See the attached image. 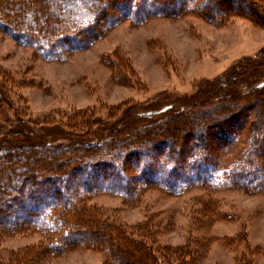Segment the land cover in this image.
<instances>
[{
	"label": "rangeland",
	"instance_id": "374dc122",
	"mask_svg": "<svg viewBox=\"0 0 264 264\" xmlns=\"http://www.w3.org/2000/svg\"><path fill=\"white\" fill-rule=\"evenodd\" d=\"M261 4L263 18L235 12L220 22L194 12L140 23L119 12L92 42L43 56L0 20V163L18 146L63 165L85 148L95 154L65 172L27 166L36 183L50 181L36 187L44 225L58 209L77 205L153 248L158 264H264V147L254 143L250 122L237 124L251 103L229 101L264 87ZM83 12L67 16L69 23L85 19ZM215 107L238 114L218 127L216 119L204 121L207 114H190ZM111 230L102 231L98 246L84 233L77 237L84 242L66 252L42 255L43 233L0 229V259L117 264L111 251L121 243Z\"/></svg>",
	"mask_w": 264,
	"mask_h": 264
},
{
	"label": "trees",
	"instance_id": "16d2710c",
	"mask_svg": "<svg viewBox=\"0 0 264 264\" xmlns=\"http://www.w3.org/2000/svg\"><path fill=\"white\" fill-rule=\"evenodd\" d=\"M235 1L236 4H233L231 0H0V20L3 21L4 29L8 34L23 44L36 49L43 56V54L53 55L57 49L59 50L63 46L92 42L96 37L102 36V31H104L106 24H110L108 27L110 28L114 23L118 22L116 16L119 12H123L126 18H132L133 21L140 23L156 17H166L174 14L186 15L194 12L203 14L211 22H220L224 17H228L235 12L246 13L248 14L247 16L262 17L263 9L260 3H264V0ZM80 8L85 10L81 15L88 18L91 22H88L86 18L79 17L77 21H73L70 24L67 16H72V13H75L77 9L80 11ZM228 91L229 95H234L233 93H235L233 88ZM229 101L234 107L238 106L237 104H242L243 101L251 103L243 107L241 112L244 111L245 114L249 111V114L245 115L244 119L242 118L237 124L245 127L250 122L253 125L254 143L259 148L264 147V87L256 88L245 96L232 97ZM2 102H4V99L0 93V114L3 113ZM235 111L233 112V109L228 108L219 110L215 107L207 113L195 111L197 113L191 112L190 114H196L200 118L203 114H207L204 118L207 123L218 119V121L215 120L213 123L218 127L226 124V122L229 123L238 114ZM186 121L184 122H190L187 119ZM186 126L188 127V125ZM189 127L194 126L191 125ZM172 132L173 137L177 136L174 133L177 131ZM257 137L262 138V140L255 139ZM32 144V147H35V143ZM39 144L42 146L44 153L51 152L49 147H46L43 143ZM126 145L128 146V144ZM191 148L195 149L196 146L192 144ZM16 149L21 151V153H16V155ZM16 149L5 150L4 153L6 152L7 159L0 163L1 230L15 233L24 227L33 228V230L41 232L45 236L46 244L41 243L37 246L38 250H41V254L48 255L51 252V254L56 255L66 252L75 244L83 243L84 240H79L77 237L84 233L90 237L89 241L92 242V246H98L102 244V238L106 237L102 231L112 229L111 232L116 233L113 237L120 238L121 243L115 244L113 252L111 251V257L117 264H158V257L154 256L153 248L143 243V241L137 240V242L133 243V240H130L124 231L116 229L109 223L97 218L92 210L88 212L86 208L81 206H69L67 204L58 209L52 220L46 221L45 225L41 221V211L36 207V203L41 202L37 200V195L41 191L37 192L38 188L36 187H44L50 181L41 180L36 183L34 177H29V175L34 174V171H28L27 166L38 167L43 172H48L49 170L65 172L72 164L76 165L81 161H87L86 163L92 161L91 158L95 154L92 155L90 153L91 150H86L85 148L82 153L69 158L66 161L67 163L63 165L57 156L50 162H45L42 160L43 158L41 160L37 158L38 153H34L33 149L25 148L24 146H18ZM118 155H121L120 152ZM175 155L177 154L175 153L172 159L175 158ZM126 157L122 156L119 160L122 162ZM88 166L89 164H83L80 170L84 171L85 167L87 168ZM107 173L102 175L105 179L109 177ZM83 174L81 172L79 176ZM110 174H112V171ZM67 175H69L68 172L64 176ZM25 181L31 182L30 189L29 186L26 190L18 187V184ZM29 202L32 204L27 207ZM18 215L23 218L21 222H17L14 219V221H9L11 217H17ZM107 237L110 238L111 234L107 235ZM184 254L188 253L179 252L181 257ZM0 264H3L1 259Z\"/></svg>",
	"mask_w": 264,
	"mask_h": 264
}]
</instances>
